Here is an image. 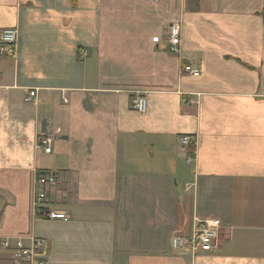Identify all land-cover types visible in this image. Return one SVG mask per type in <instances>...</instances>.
<instances>
[{
  "label": "crops",
  "instance_id": "crops-1",
  "mask_svg": "<svg viewBox=\"0 0 264 264\" xmlns=\"http://www.w3.org/2000/svg\"><path fill=\"white\" fill-rule=\"evenodd\" d=\"M5 28L0 264L3 241L31 237L48 264H264V0H0ZM38 170L66 221L34 217ZM199 221L217 225L213 249L173 250Z\"/></svg>",
  "mask_w": 264,
  "mask_h": 264
},
{
  "label": "built area",
  "instance_id": "built-area-1",
  "mask_svg": "<svg viewBox=\"0 0 264 264\" xmlns=\"http://www.w3.org/2000/svg\"><path fill=\"white\" fill-rule=\"evenodd\" d=\"M160 37L152 39L153 43H158ZM165 40L167 51L176 53L180 43L179 28L172 25L166 29ZM17 31L15 28H5L0 30V56L12 57L16 53ZM183 73L191 77H199L200 71L190 65L183 67ZM37 91L30 90L24 98L27 104L36 100ZM130 108L138 113L146 111V100L144 96L137 95L130 99ZM53 142L52 136H42L39 139V149L49 154ZM179 142L183 147L194 145V140L190 136H181ZM56 184V177L47 171L38 170L35 173L33 191V213L34 217L42 220H67V215L61 210H51L48 207L47 192ZM217 225L209 221L197 222L192 233L185 237L174 235L171 239L172 249L180 253L210 252L217 238ZM2 246L11 251L10 264H48L46 254L48 243L43 238L31 237L29 244L25 245L21 239L15 241H3Z\"/></svg>",
  "mask_w": 264,
  "mask_h": 264
}]
</instances>
